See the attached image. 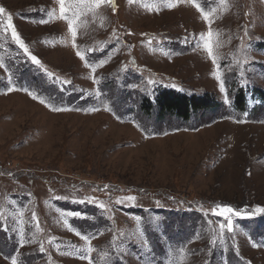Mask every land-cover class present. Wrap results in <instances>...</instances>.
<instances>
[{"label":"rangeland","instance_id":"374dc122","mask_svg":"<svg viewBox=\"0 0 264 264\" xmlns=\"http://www.w3.org/2000/svg\"><path fill=\"white\" fill-rule=\"evenodd\" d=\"M114 3L80 10L73 47L40 23L57 0H0V264H264V0ZM166 91L207 105L182 120Z\"/></svg>","mask_w":264,"mask_h":264},{"label":"snow or ice","instance_id":"6c2138e0","mask_svg":"<svg viewBox=\"0 0 264 264\" xmlns=\"http://www.w3.org/2000/svg\"><path fill=\"white\" fill-rule=\"evenodd\" d=\"M58 5H59V10L58 13L55 9H53L50 13H49V17L48 19H43L40 21V23H49L52 20H62L65 21L67 23V27H68V31L71 34L72 37V46L73 47H77L76 45V38H77V28L79 27L78 24V19L79 17L83 14L82 11H80L83 7H87L88 10L92 11L93 13L95 12V10L100 9L103 6H111L113 11L115 10V3L114 0H91V3L84 5L83 0H77V2H69V0H57ZM176 5L174 4H169L168 7H175ZM198 10L199 9L198 7ZM5 9L4 8H0V14L4 13ZM203 19L205 20L206 23L209 24V31L207 32V34H200L199 37H194L195 42H196V46L200 47L202 45V47L204 48V50L207 52L209 58L212 60L213 64L217 66V75H216V79L218 81H221L222 83V77L219 75V66L217 64V57L214 55L213 52V45L211 43L212 37H213V32L211 31V21L209 19V14L207 12H203ZM3 28V32L5 34H7L10 30V34H11V39L12 41H14V43L23 50L24 54L28 57H30L31 63L34 65H38L40 67H43V65L41 64V61L38 59L37 56L32 55L29 52V49L27 47V45L25 44L24 40L21 38V36L19 35V33L16 31L15 26L12 23V17L11 15L8 16L7 18V23L2 25ZM92 51V50H89ZM77 56L82 60L85 61L86 66H89L92 68V72L95 73L96 71V66L94 63L89 62L86 55L82 52H80L79 50L77 51ZM100 64V66H102V62H95ZM0 67H3V64L0 63ZM9 90H13V89H9ZM31 94V93H30ZM34 99H36L37 97H33ZM41 103H44L45 101L41 100ZM54 110L57 111H61V110H67L64 108H56ZM93 110H97V109H93ZM125 200L128 201H135V197L134 196H128L124 198ZM122 201L118 200L117 203H120ZM101 207H103V205H100ZM257 212L260 213H264V208H257L256 209ZM212 214L215 216H220L223 217L227 223H220L219 227L221 232L224 231V229L226 228L228 232H232L233 231V223H232V219L231 216L232 215H240V213L235 212L234 209L230 206H217L216 208L212 209ZM68 215H74L79 217V213H70ZM205 215H207V213H205ZM33 219H36L35 214L33 215ZM139 217H137V220L139 221ZM65 223H67V220L64 221ZM209 223H211V221H209ZM77 235H81V233L79 231H76ZM82 239H84L86 242H90V240L94 237H90L87 235H82L81 236ZM145 243H147V241H145ZM113 244L115 245V240L113 241ZM94 251V249L91 248V246H89L87 248V252H92ZM81 258L84 259H89V264H91V258L89 256L86 255H82ZM12 264H17V261L15 259L12 260Z\"/></svg>","mask_w":264,"mask_h":264},{"label":"trees","instance_id":"16d2710c","mask_svg":"<svg viewBox=\"0 0 264 264\" xmlns=\"http://www.w3.org/2000/svg\"><path fill=\"white\" fill-rule=\"evenodd\" d=\"M158 99V107L160 108L161 112L172 114L182 120L189 119L191 113L198 111L207 105L206 100H199L195 97L189 98L187 96L178 95L174 91L162 92L158 96ZM141 108L146 110L145 103H141ZM103 205V207H106L105 204ZM112 207L113 206L111 205V208ZM35 222L39 223V220L35 219Z\"/></svg>","mask_w":264,"mask_h":264}]
</instances>
